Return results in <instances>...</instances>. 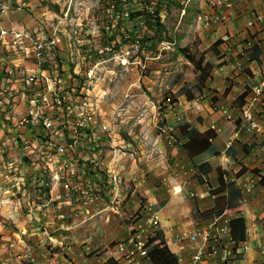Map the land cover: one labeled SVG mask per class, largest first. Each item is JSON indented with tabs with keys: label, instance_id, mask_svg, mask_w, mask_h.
<instances>
[{
	"label": "rangeland",
	"instance_id": "obj_1",
	"mask_svg": "<svg viewBox=\"0 0 264 264\" xmlns=\"http://www.w3.org/2000/svg\"><path fill=\"white\" fill-rule=\"evenodd\" d=\"M22 2L26 7L2 2L8 4L6 20L29 23L53 10L49 0ZM255 14L263 16V24L250 28ZM156 20L160 26L144 32L154 36V42L145 45L151 49L125 45L106 50L96 39L90 49L97 58L90 66L93 78L64 82L67 98H86L92 108H83L90 116L83 121L88 131L79 136L83 147L72 153L74 160H48L45 156L54 152L40 141L36 144L32 130L13 127L24 113L13 111L21 104L18 94L11 97L12 109L0 110V264H103L109 258L125 264L117 245L136 231L143 230L149 238L151 218L161 208L149 198L159 190L169 199L181 198L189 207L185 219L202 221L194 213L198 193L192 184L198 182L197 165L208 154L189 156L178 126L202 125L208 107L230 111L240 106L239 89L231 93L232 88L248 84L250 90L264 76L259 69L254 73L259 65L249 68L247 57L254 44L264 46V0H157ZM113 39L119 42L120 34L113 33ZM216 40H222L218 55L211 50ZM200 58L212 66L201 91L195 65ZM241 74L245 81L239 83ZM181 88L188 91L187 97ZM69 115L64 111L57 119L56 131H64V138H71L75 123ZM262 121L258 123L263 131ZM231 124L236 129L237 123ZM222 127L218 123V134L223 135ZM19 134L26 140L24 146ZM234 165L246 170L236 180L238 187L253 196L259 193L264 168L256 157L245 165L236 159ZM202 178L204 192L217 186L212 173ZM259 196L264 199V191ZM241 207L224 214L234 215ZM255 216L263 233L260 252L264 207ZM185 236H174V242L187 248ZM182 257L178 255L179 264L186 263ZM262 258L258 264H264Z\"/></svg>",
	"mask_w": 264,
	"mask_h": 264
},
{
	"label": "built area",
	"instance_id": "obj_2",
	"mask_svg": "<svg viewBox=\"0 0 264 264\" xmlns=\"http://www.w3.org/2000/svg\"><path fill=\"white\" fill-rule=\"evenodd\" d=\"M3 1L0 0V110L12 109L15 104L11 103L15 100L11 97L18 94L22 98L21 104L16 103L13 111L18 108L24 113L13 127L19 126L23 129L20 132L32 130L30 135L36 144L40 141L54 152L45 156L48 160L52 157L61 158L55 162L74 160L72 153L83 147L78 143L79 136L88 131L83 122L90 119L86 110L92 108L86 98H67L64 82L66 79L76 83L93 78L90 66L97 58L90 49L96 39L100 41L98 47L103 45L106 50L125 45L143 48L141 39L149 30L146 21L155 22L157 0H49L53 10L29 19V23L5 19L8 4L22 3L25 6L22 0H5L8 4ZM261 24L263 16L255 14L248 26L255 28ZM113 33L120 34L119 42H115ZM165 44L161 42V45ZM81 65L85 69L79 67ZM78 108L80 111L77 112ZM64 111L70 113L66 117L75 122L71 138H64V131H56L58 116ZM220 112L225 121L237 123L238 130L248 135L262 134L258 119L264 112V76L250 89L240 108L233 111L221 109ZM211 129L220 131L214 125ZM9 135L13 139L11 131ZM237 136L238 131L233 137ZM18 137L24 146L25 138L21 134ZM57 139H64V142H57ZM227 147H230L229 142ZM151 221L149 237L158 230L155 213ZM143 233V230L136 231L117 245L125 264H151L146 245L148 237ZM181 240L184 238H179L178 242ZM185 240L187 264H206L217 256L222 264L229 260L235 263V256L239 254L229 249L219 254L222 242H231L228 223L217 226V222H213L206 228H194L187 233ZM262 257L264 261V255Z\"/></svg>",
	"mask_w": 264,
	"mask_h": 264
},
{
	"label": "crops",
	"instance_id": "obj_3",
	"mask_svg": "<svg viewBox=\"0 0 264 264\" xmlns=\"http://www.w3.org/2000/svg\"><path fill=\"white\" fill-rule=\"evenodd\" d=\"M259 47L261 50V55L259 57L260 63L258 64L255 61L248 63V66L251 70H253V68L256 67L254 66V64L260 66V67L258 66L257 70L254 71V73H258V69L261 70L262 73H264V46L259 45ZM237 79H239V83L241 81L242 82L245 81V77L242 74L238 76ZM246 85L248 84H244L239 88L237 86L233 87L231 93H236V91L239 89V92L237 94L239 96L241 93L249 89L247 88L248 86ZM228 89H229V85L228 87L224 88V92H227ZM220 104L223 105L224 103L220 102ZM240 106L234 107L230 111H233L235 109L237 110L238 108H240ZM203 117L204 119L202 120V125H198L194 127L200 133H203L208 129H211L213 125L217 127L218 123H222L223 125L222 127L223 135L218 134L217 130L215 131L213 130L217 134V136L212 140L211 144L213 146V150L218 153L215 154L213 152H205L208 154V156L204 162H207L211 167V169L205 174L212 173V175L215 176V180L217 183L216 187H218V182H217L218 170H220L226 182L234 181L236 186L238 187L236 180L240 178L245 173L246 170L240 176H238V173L241 172L243 167L240 165L239 166L234 165V161L236 159L241 160L242 163L245 165L248 160H252L253 156H255L258 164H260V168L262 166L264 168V138L260 140L261 137H259L264 133V124L261 125L263 129V131L261 130L262 134L248 135L243 130H238V128L235 129V127L232 128L233 125L230 122L225 121L224 117L221 115L220 109L218 111V109L216 108L208 107L207 112L203 113ZM263 117H264V112L260 118ZM261 121L262 119H258V122ZM236 131H238V136L234 138L233 135ZM224 134H228V135H224ZM228 142L230 143V147H227ZM199 156H201V154ZM225 171H229V173L228 172L226 173ZM232 173L235 174L234 178H231ZM205 174L200 173L199 174L200 176L198 175V180H197L198 182L195 184L194 181L192 184V186H194L196 192L198 193L197 195H195V197L199 207L197 208L201 212L213 208L215 204V199L218 196L225 195V191L217 195H213L211 191H213L216 187L212 188L211 186H209V189L206 192H204L202 188H200V186H202V184L206 182L200 183L199 177L202 178L203 175ZM260 186L262 188L259 191V193H256L255 196H253V192L246 191V193H244L242 191V188L238 187L242 194V200L239 205V207L242 206L241 207L242 210L235 211L234 215L223 214L221 216L208 218V219L199 216V218L202 221L200 223H194V224L191 219H185L187 215V212L185 211L188 210L189 207L187 205L185 207V205L182 204L181 198L169 199L166 191L159 190L160 192H158L157 195H150L151 197L149 198L150 203H152L153 205H158L159 203L161 204V208L158 211L154 212L158 218L157 227L159 230L157 231L162 232L164 239L166 240V245H168L170 252L173 253L177 257V259H178V255L180 256L183 255L182 258L184 259V261H186L185 264H187L188 263L187 248H184V246H182V243L176 244L173 239L174 236H185L182 235V232H186L190 228L191 229L206 228L210 226L213 222H217V226L218 225L221 226L222 224L228 223V221L231 218L241 216L245 219L246 222V236H247L246 241L238 244H234L232 241L228 242L224 240L222 242V245L219 247V254H222L223 251L227 249L235 250L239 252V254L235 256V263H232L234 260H229L227 261V264H258L260 262V259L264 255V250H260L259 252L258 249L261 246L260 243L262 242L261 238L263 237L262 236L263 233H261L262 230L261 225L257 226V222H256L257 216H255V213L258 212L259 207H264V199H262L259 196L260 193L264 191V186L262 185ZM152 191L157 192L156 188H153ZM168 192L170 193L171 190H169ZM182 208H184L183 212L181 211ZM104 263L105 262H103V264ZM206 264H222V262L220 260V256H217Z\"/></svg>",
	"mask_w": 264,
	"mask_h": 264
},
{
	"label": "trees",
	"instance_id": "obj_4",
	"mask_svg": "<svg viewBox=\"0 0 264 264\" xmlns=\"http://www.w3.org/2000/svg\"><path fill=\"white\" fill-rule=\"evenodd\" d=\"M148 29L156 30L160 25L159 22L156 20L154 24H151L146 21ZM148 42H154V36H144L141 39L142 47L151 49L150 46H145ZM222 43V40H216L212 44V52L215 55H218V51L216 47ZM261 50L259 45L254 44L251 47V53L248 55V60L250 62L255 61L258 64L260 63ZM203 58H200L198 62H196V66L198 68V88L201 89L204 87L205 82L210 79V70L212 66L209 62L203 63ZM203 63V64H202ZM249 89L245 92L241 93L237 100H239L240 105L242 106L244 103L245 97L249 93ZM187 97L188 91L184 88H181V95ZM189 95V94H188ZM189 99H193L191 96H188ZM179 133L182 136V144L181 146L188 152V155L191 157L198 156L205 152H213L218 153L213 150V146L211 144L212 140L217 136V134L212 130L208 129L207 131L200 133L194 127H191L189 123L180 124L178 126ZM197 169L200 171L201 174H205L208 172L211 167L207 162H202L197 165ZM244 170L242 169L241 172L238 173L240 176ZM200 183H204V180L199 177ZM260 185L264 186V178H259ZM218 187H216L212 192L213 195H217L225 191L224 196H218L215 199V204L213 208L207 211H199L197 206H194V213L198 214L202 218L208 219L213 217H218L223 215L226 211L229 210H237L240 202L242 200V194L240 189L236 186L234 181L226 182L223 178L222 173L218 170V177H217ZM44 191L47 192V189L44 188ZM228 225L230 227V238L234 244H238L241 242L246 241V222L245 219L241 216L233 217L228 221ZM148 246V256L150 259L151 264H179L177 257L170 252L169 248L166 245L164 236L161 231L154 232L152 237H149L147 240ZM104 264H119L116 260L109 258L105 261Z\"/></svg>",
	"mask_w": 264,
	"mask_h": 264
}]
</instances>
